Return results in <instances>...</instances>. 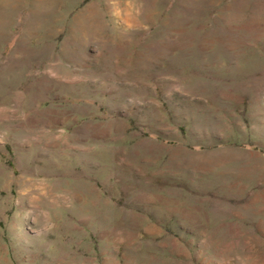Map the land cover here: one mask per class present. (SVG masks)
Returning <instances> with one entry per match:
<instances>
[{"label": "rangeland", "instance_id": "obj_1", "mask_svg": "<svg viewBox=\"0 0 264 264\" xmlns=\"http://www.w3.org/2000/svg\"><path fill=\"white\" fill-rule=\"evenodd\" d=\"M0 264H264V0H0Z\"/></svg>", "mask_w": 264, "mask_h": 264}]
</instances>
